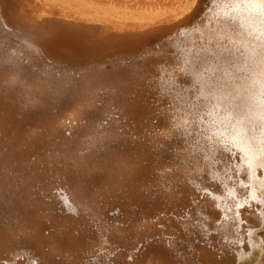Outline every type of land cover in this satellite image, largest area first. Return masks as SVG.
<instances>
[{
	"label": "snow or ice",
	"instance_id": "snow-or-ice-1",
	"mask_svg": "<svg viewBox=\"0 0 264 264\" xmlns=\"http://www.w3.org/2000/svg\"><path fill=\"white\" fill-rule=\"evenodd\" d=\"M191 2L196 5L198 0ZM205 13L210 14L208 20L204 19ZM197 21L213 27L207 34L201 31L199 40L192 42L196 47L194 55L191 49L177 45L176 51L169 56L172 64L168 60L141 57L136 75L121 73L110 79H100L92 67L78 59L79 54L73 49L52 59L44 57L46 64H52L59 71H40L34 66L42 55L40 40L25 35L20 42L22 46L15 41L5 43L7 35L23 34L26 29L10 23L0 12V100L7 92L21 108H28L35 119L53 122L63 131V136L57 137L62 143L46 149L39 159L34 154L25 156L19 149L10 152L0 142V225L5 223L7 214L9 220L15 215L22 226L15 230L0 227V264H80L82 258L72 239L53 237L51 230L39 237L34 232L30 236L19 233L30 227L31 209L38 203L34 194L47 200L51 191L64 210L92 212L91 202L98 183L111 167L112 147L125 132V122H121L119 116L113 119V109H123L130 121L131 112L138 107L133 97L141 95L138 85L150 93L151 127L143 130V137L130 134V140L145 149L152 172L158 177L156 183L162 190L188 194L191 204H199L196 194L203 199L209 191L202 189L201 184L205 179L215 181L218 176L216 166L220 165L225 173L234 169L239 183L245 188L249 187L245 177L258 183L261 189L259 198L254 188L251 198L264 205V179L258 176V171L264 172V146L254 144L257 122L250 115L246 97L241 95L242 90H248L249 74L257 57L264 70V0H211L210 5L206 0L200 12L176 24L166 36L172 32L183 36L189 30L200 31L194 27ZM160 40V36H153L149 43L158 50ZM54 60L57 62L53 63ZM124 63L132 66L137 61L127 57ZM165 65L173 72L191 78L194 98L182 109H174L171 90L164 87L167 81L163 72L168 70ZM81 68L85 69L83 74ZM99 89L111 97L102 119L95 103L98 98L95 93ZM69 110L78 115L62 121L60 114ZM261 110L264 111V105ZM206 116L214 118L211 123H216L215 117H220V123L225 127L231 125L237 129V125H241L237 130L239 146L233 136L232 147L224 148L216 157L215 145L222 142L214 137L223 133L208 134ZM245 122L246 128L243 127ZM113 125L119 126V132L112 130ZM259 125V131L264 133V117L259 119ZM123 143L127 147L128 141ZM123 163L128 166L130 174L134 173L135 160L130 154ZM242 164H246L247 173L243 172ZM228 179L232 176L229 175ZM58 180L71 181L75 185L79 197L76 202L68 199L62 184L56 183ZM245 204L252 207L247 199L237 207L244 208ZM160 228L163 229L164 225ZM199 242L194 241L195 244ZM117 251H110L109 256L115 257ZM136 251L140 254L143 246H138ZM185 251L188 256L184 252H174L170 243L168 264H182L189 258L194 261V249L186 247Z\"/></svg>",
	"mask_w": 264,
	"mask_h": 264
},
{
	"label": "bare ground",
	"instance_id": "bare-ground-1",
	"mask_svg": "<svg viewBox=\"0 0 264 264\" xmlns=\"http://www.w3.org/2000/svg\"><path fill=\"white\" fill-rule=\"evenodd\" d=\"M205 2L198 0L193 5L191 0H2L0 12L8 17L10 23L20 24L26 29L23 34L7 35L5 43L15 41L22 46L20 42L25 35L40 40L42 55L34 64L40 71H59L52 64H46L44 57L52 59L73 49L79 54L80 61L93 68L97 78L110 79L121 73L136 75L137 65L142 63L141 57L168 60L172 64L169 56L176 51L177 45L191 49L194 55L196 47L192 42L199 40L201 31L207 34L212 24L197 21L194 27L200 31L189 30L183 36L175 32L166 34L176 24L200 12ZM207 2L211 4V0ZM209 18L210 14L205 13L204 19ZM153 36L161 37L158 50L149 43ZM127 57L135 59L137 64H125ZM84 72L85 69L81 68L80 73ZM163 75L167 81L164 87L171 90L174 109H182L194 98L191 78L183 77L171 68ZM249 76L248 90H242L241 95L246 97L250 115L257 122L254 144L259 147L264 146V133L259 131V119L264 117L261 110V105H264V70L258 57ZM138 90L141 95L133 97L138 107L131 112L130 121L123 109H113V119L119 116L120 121L125 122V132L112 147L111 167L98 183L91 202L92 212L64 210L51 191L47 200L34 194L38 203L31 209L30 227L19 235L30 236L34 232L39 237L51 230L53 237L72 239L82 258L80 264H168L170 243L174 252H184L185 256H188L186 247L194 249V261L189 258L182 264H264V205L251 198L253 188L259 198V184L245 177V183L249 184L245 188L239 183L234 169L225 173L217 165V179H205L201 184L202 189L209 190L208 193L203 199L196 194L199 204H191L188 194L162 190L156 183L158 177L152 172L145 149L130 140V134L143 137V130L151 127L150 93L145 92L142 85H138ZM95 96L98 97L96 110L102 119L111 97L103 89H99ZM0 103L3 105L0 142L8 151L19 149L25 156L34 154L39 159L46 149L62 143L57 137H62L63 131L55 123L35 119L31 111L21 108L11 94L6 92ZM77 115L72 110L64 111L60 119L63 121ZM213 119L206 116L205 122L209 125L208 134L223 133L214 137L222 142L215 145V155L219 157L224 148L232 147L233 136L239 146L237 130L241 125L233 129L231 125L225 127L221 124L220 117H215L216 123H211ZM73 123L78 121L73 120ZM243 127H247V122ZM112 130L119 132V126L113 125ZM123 141H128L127 147ZM129 154L135 160V171L131 174L123 163ZM239 155L237 153V157ZM241 167L244 173L248 172L246 164ZM229 175L232 179H228ZM258 176L264 179V172L258 171ZM56 183L62 184L69 200L76 202L79 199L71 181L58 180ZM245 199L252 207L245 204L244 208H238L237 205L243 204ZM180 217L186 219L181 220ZM160 225L164 228L161 229ZM0 227L15 230L22 226L15 215L9 220L5 214V223ZM196 240L200 241L199 244L194 243ZM138 246H143L140 254L136 251ZM112 250H118L115 257L109 256Z\"/></svg>",
	"mask_w": 264,
	"mask_h": 264
}]
</instances>
